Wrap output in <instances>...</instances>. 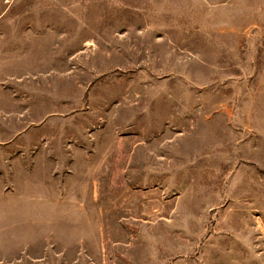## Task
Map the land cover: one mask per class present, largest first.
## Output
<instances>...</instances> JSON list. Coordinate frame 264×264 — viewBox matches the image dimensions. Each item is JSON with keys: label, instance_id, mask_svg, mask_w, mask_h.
<instances>
[{"label": "rangeland", "instance_id": "374dc122", "mask_svg": "<svg viewBox=\"0 0 264 264\" xmlns=\"http://www.w3.org/2000/svg\"><path fill=\"white\" fill-rule=\"evenodd\" d=\"M0 264H264V0H0Z\"/></svg>", "mask_w": 264, "mask_h": 264}]
</instances>
